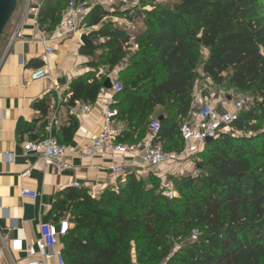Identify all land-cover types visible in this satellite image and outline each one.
<instances>
[{
  "label": "trees",
  "instance_id": "16d2710c",
  "mask_svg": "<svg viewBox=\"0 0 264 264\" xmlns=\"http://www.w3.org/2000/svg\"><path fill=\"white\" fill-rule=\"evenodd\" d=\"M68 1L43 0L41 31L53 32ZM137 1V8L112 13L94 5L82 22L92 44L81 52L101 51L92 68L107 66L109 75L125 65L111 105L126 126L118 142L132 146L131 138L145 132L160 107L163 119L152 144L180 154V128L190 121L200 73L215 87L247 95L250 104L195 156L196 175L167 177L175 198L161 195V179L152 173L128 174L117 190L98 198L77 187L59 192L49 221L70 224L64 262L264 264V0ZM148 5L149 11L141 9ZM111 17L139 20L142 28L132 34ZM105 80L92 73L73 80L70 102H94ZM40 104L45 116L47 107ZM30 127L20 120L17 138Z\"/></svg>",
  "mask_w": 264,
  "mask_h": 264
},
{
  "label": "crops",
  "instance_id": "0c3cea01",
  "mask_svg": "<svg viewBox=\"0 0 264 264\" xmlns=\"http://www.w3.org/2000/svg\"><path fill=\"white\" fill-rule=\"evenodd\" d=\"M42 2L43 0H27L16 6L4 30L0 47V237L11 240L21 236L25 243H32L39 237L40 225L50 222L49 216L56 195L66 188H82L92 198H98L106 189L117 190L128 174L145 177L152 173L165 180L169 169L173 171L171 173L180 174L182 170L188 172L193 166L191 159L155 169L144 162L142 149L154 139L155 134L150 130V124L162 117L160 107L155 109L145 132L140 137L135 133L131 138V144L137 150L134 154L82 158L72 152L97 137L101 130L104 105L114 104L117 93L113 89L101 88L94 102L72 103L69 100L71 82L90 73L97 78L102 76L110 79L112 83L118 82V72L125 65L114 67L109 75L107 66L92 68L93 64L98 63L101 51L93 55L82 53L83 47L77 37L56 41L53 53L47 55L39 41L37 26V15ZM123 21L126 22L124 19ZM117 25L121 26L122 22ZM81 29L83 35H87V29L83 26ZM97 29L95 27L92 30ZM13 36L14 40L11 41ZM99 42L104 40L100 39ZM132 44L134 43L127 46L131 48ZM44 67L48 71V77L31 81V73ZM200 75L204 83H197L195 87L193 112L189 122L195 120L196 109L204 103L211 104L221 113L233 111L234 103L225 106L217 102L211 90L210 79L201 73ZM42 101L47 107L45 116L41 114ZM83 105H89L88 114L81 111ZM20 120L30 123L31 127L27 133L17 138L16 127ZM121 126L126 127L125 124ZM50 132L60 144L69 148L66 155L71 167L69 170H57L51 164L43 162L37 153H28L26 162L23 145L46 137ZM114 167L123 168L125 177L114 175ZM28 170L30 173L26 175ZM24 189L37 193V199L22 197L21 191ZM62 241L63 238L59 239L61 249ZM13 258L21 260L22 255H14ZM20 264L25 263L22 261Z\"/></svg>",
  "mask_w": 264,
  "mask_h": 264
},
{
  "label": "built area",
  "instance_id": "2783aa9c",
  "mask_svg": "<svg viewBox=\"0 0 264 264\" xmlns=\"http://www.w3.org/2000/svg\"><path fill=\"white\" fill-rule=\"evenodd\" d=\"M120 6V11L137 8V0H119L115 1ZM101 5V4H96ZM102 6V5H101ZM93 6L87 3H77L70 0L64 10L61 20L48 35L38 27L39 41L44 46L46 54L53 53V44L58 41H66L77 37L81 39L82 22ZM103 7V6H102ZM38 26V25H37ZM14 40V36L11 41ZM133 50L137 49L135 44L131 45ZM48 77V71L44 68L34 70L30 75L31 81H39ZM112 89L115 93L121 92V84L114 82ZM249 100L238 98L234 103V110L221 113L211 104L201 105L194 121L183 124L180 128L181 139L184 144V150L180 154L164 152L160 145L148 143L142 149L143 160L151 168L155 169L166 164H175L181 160H194L195 156L205 145L206 139H215L227 126L234 122L239 113L249 107ZM81 111L84 114L90 112L89 105H83ZM118 112L111 105L106 104L103 108L101 130L97 137L88 144L75 148L72 152L82 158H94L102 155H125L134 154L137 150L135 146H129L118 142L123 127L117 121ZM54 120V119H53ZM54 122V121H53ZM51 129V128H50ZM159 129V121L153 120L150 124V130L155 134ZM69 148L60 144L50 132L48 136L38 141H30L23 145L24 157L27 162L28 153H37L43 162L49 163L59 171L69 170L71 167L67 162L66 155ZM194 162V161H193ZM29 170L25 172L28 175ZM112 173L119 177H125L123 168L114 167ZM161 195L167 199L176 197L171 183L167 180L161 183ZM24 198L35 200L38 194L30 190L21 191ZM70 229V224L66 219L57 223L45 222L39 227V237L32 243H25L21 236L14 239L1 238L2 245L12 259L13 264H65L62 249L59 247V239L66 236ZM195 239V234L193 236ZM14 255H22L21 260H15Z\"/></svg>",
  "mask_w": 264,
  "mask_h": 264
},
{
  "label": "rangeland",
  "instance_id": "374dc122",
  "mask_svg": "<svg viewBox=\"0 0 264 264\" xmlns=\"http://www.w3.org/2000/svg\"><path fill=\"white\" fill-rule=\"evenodd\" d=\"M21 1L26 2L27 0H17V5H19L21 3ZM88 4H90L91 6H94L96 4H101L107 11L110 10L109 12H115L116 10L120 11V6L118 5V3H115L112 0H92L90 2H88ZM152 7L150 5L142 7L141 9L143 10H150ZM110 20H115V22H117V24L119 22H122V28H124L127 32H130L132 34L137 33L141 28H142V23L139 20H136L134 22H124L122 18H109ZM118 19V20H116ZM87 32V31H86ZM4 35V33H3ZM3 35L0 38V47L1 44L3 42ZM130 50H133L132 48H130ZM204 83L203 80L201 79L198 83ZM211 86V85H210ZM211 90L213 92V94H215L216 98H217V102H219L221 105H225V106H229L231 103H235V100H237L238 98H244L249 100V97L247 95H243V94H239L225 86H221V87H215V86H211ZM229 99V100H228ZM231 104V105H232ZM201 107V106H200ZM199 108L196 109V114L199 111ZM188 122H185L184 124H186ZM226 131V129L223 130V132ZM186 160V159H185ZM194 161V160H193ZM193 166L188 170V172H186V170H182V172L179 173H171L173 171H171V169L168 170L169 175L167 177H174V178H179L182 176H185L187 174H191V175H196V168L194 165V162H192ZM165 180H161V183ZM0 264H13L12 263V259L11 257L8 255V253L6 252L4 246L2 245L1 242V237H0Z\"/></svg>",
  "mask_w": 264,
  "mask_h": 264
},
{
  "label": "water",
  "instance_id": "95a60500",
  "mask_svg": "<svg viewBox=\"0 0 264 264\" xmlns=\"http://www.w3.org/2000/svg\"><path fill=\"white\" fill-rule=\"evenodd\" d=\"M17 6V0H0V38L4 33V30L9 23L15 9ZM82 47L91 45V41L87 38L86 35H83L80 39ZM113 83L110 79H106L103 84L104 90H111ZM162 117L158 121H162ZM212 142V139H206L205 144Z\"/></svg>",
  "mask_w": 264,
  "mask_h": 264
}]
</instances>
